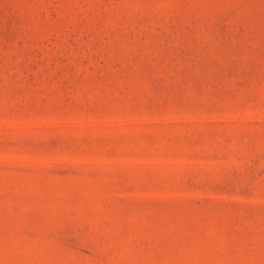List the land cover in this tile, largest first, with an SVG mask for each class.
Returning <instances> with one entry per match:
<instances>
[{
  "label": "rangeland",
  "instance_id": "374dc122",
  "mask_svg": "<svg viewBox=\"0 0 264 264\" xmlns=\"http://www.w3.org/2000/svg\"><path fill=\"white\" fill-rule=\"evenodd\" d=\"M0 264H264V0H0Z\"/></svg>",
  "mask_w": 264,
  "mask_h": 264
}]
</instances>
